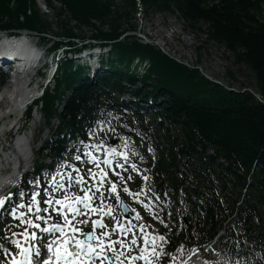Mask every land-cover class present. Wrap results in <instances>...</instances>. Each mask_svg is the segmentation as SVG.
<instances>
[{"label":"trees","instance_id":"trees-1","mask_svg":"<svg viewBox=\"0 0 264 264\" xmlns=\"http://www.w3.org/2000/svg\"><path fill=\"white\" fill-rule=\"evenodd\" d=\"M123 1L124 9L113 13L110 4L99 0H58L64 8L57 14L59 32L53 34L83 38L82 28H91L92 39L111 45L110 71L92 82L82 76L83 69L76 68L73 60L66 58L61 63L54 94L48 90L42 99L47 122L58 116L61 124L56 137L40 154L61 156L69 139H61L59 134H80L92 118L95 105L108 98L105 90L121 88L122 81L134 79L135 75L128 73L135 59L148 60L151 68L143 77L144 89L136 94L165 97L167 108L162 116L176 130V135L167 140L171 149L168 162L176 161V149L182 155L188 153L187 163L196 171L206 164L211 170L209 175L200 173L204 180L198 179L196 193L189 194L185 215L191 216L184 233L192 241L207 240L224 228L226 264H264V0H140L146 12L169 13L224 49L236 66L250 72L252 87L261 101L251 93L227 91L209 82L197 69H190L151 44L141 43L136 36L121 39L128 31H137L130 22L131 11L126 9L135 8L136 0ZM46 2L52 6L50 0ZM72 21L77 23L75 27H71ZM25 29L36 32L43 42L46 34L53 32L35 0H15L13 6L12 0H0V31ZM59 46L55 42L52 50ZM230 77L234 78L232 74ZM67 90L71 96L59 114L55 103ZM208 151L211 156L206 155ZM220 159L226 161V168L217 164ZM247 186L244 200L237 207L241 190ZM225 192L234 199L222 197Z\"/></svg>","mask_w":264,"mask_h":264},{"label":"snow or ice","instance_id":"snow-or-ice-1","mask_svg":"<svg viewBox=\"0 0 264 264\" xmlns=\"http://www.w3.org/2000/svg\"><path fill=\"white\" fill-rule=\"evenodd\" d=\"M92 135V134H90ZM103 145V140L101 139L100 142L95 145L94 147L96 149H99ZM113 153H115V149L111 150ZM87 157L88 159L85 160L84 158ZM124 159H127V155L124 154ZM75 160L81 162L82 164H88L91 163L95 166L96 171H93L92 168H87L84 171L81 170L79 167H74L73 172L75 175H73L72 172H69L65 175H61V180L64 181L63 183H53L52 191H56L61 188H67L73 184L79 185L80 190L84 193L83 197L75 195V193L72 194V198L75 200V202L81 207H75V206H68V211L73 214V216H82V217H88L90 212L95 213L97 212L98 206L91 203L92 200L97 198L100 204L104 203V200L106 199L104 192H111V193H117V182L115 180H112L108 178V172L105 170V167L108 166L111 168V171L113 172V175L117 178V180L123 181L124 178L121 176L119 172L116 171V168H124L123 164H117L115 167L112 166V160L111 159H103L101 160L100 157L97 155H94L90 150H85L82 154H77L75 156ZM103 165V166H102ZM63 167V165H62ZM132 170L138 171L135 164L131 165ZM84 172L87 173V178L85 177ZM53 181H55V177L52 178ZM127 179H132L131 176H129ZM148 177L145 176L144 180H147ZM33 183L34 188L39 187L38 184L35 182ZM105 183H108L109 187L107 189H104V191H101V188ZM95 189V191H93ZM123 191L125 193H128L130 195H133L134 197H139L141 195L140 192L132 193L130 192L128 187H124ZM89 193H92L90 196ZM21 196H23V192L20 193ZM13 193H9L7 197L0 198V208H4L5 204L11 201ZM39 195V192L33 191L31 195L32 202L37 206H39V201L36 200V197ZM45 195L46 198L44 200V203L46 205H61L63 206L65 204V200H67L69 197L65 196L64 199H55L51 196V193L48 192L47 189H45ZM116 199H120L119 194L117 193ZM143 203V202H141ZM145 207H148V205H144ZM19 207H24V205L15 204L13 202L12 204V211L9 213L13 218L20 219L22 223L29 224L31 227L35 229H40L44 233H52L53 231H58L60 233L64 232V226L61 223H55L49 228H41V225L39 223H33L32 221L28 220L25 221L23 219V213L20 217L16 216V209ZM29 208V212H32V204L27 205ZM127 206L125 205V208ZM55 211L60 214L66 223H70L67 218V214L60 211V209H54ZM43 211H48V208L43 209ZM133 211H135L133 209ZM109 214L110 213H105ZM40 220H45L46 217L38 216L37 217ZM137 218H139V213H137ZM114 219V218H113ZM163 222V221H161ZM78 223L87 225L88 219H82L79 220ZM131 224V222H129ZM19 226V225H17ZM99 226L101 228H106L107 225L102 223L101 220H95L93 221V230L84 232L83 235L85 239H75V247L78 249L77 253H73L68 250L67 246H61V247H55L54 249V243H48L46 246V252L47 253H53L54 251V258L48 257L46 259L41 260L40 257L42 255L41 252V245L33 244V241H39L41 237L37 236V233L35 231L30 232L28 227H25L23 232L16 233L12 232V236H22L25 240V244L22 245L19 241V239L12 240V244L20 249L18 253H13L8 250H4V255L8 257L11 264H135L137 260H143L144 264H160L159 257L166 255V252L164 251H158V246L156 245V237L153 236L151 240L152 247L149 249L147 245L149 244V240L147 236L145 237L144 244L145 248L138 254V255H126V253L123 251V249L127 248L129 252L133 250V246L137 244V241L133 239L131 241V244H126L124 240H113L111 239V233L108 231L101 232L99 236L95 233V228ZM136 227H139L141 231L144 229V225H131L130 227L122 226L119 223L116 224V227L113 229V231H117L118 235H124L125 232H133V235L135 234L134 229ZM10 230V229H9ZM71 231L73 233L80 232V229H77L75 227L71 228ZM108 237L109 239L105 240L104 238ZM97 240V244H93L92 241ZM160 241H165V237L163 235H159ZM116 244H119L120 247H115ZM17 256L21 257L20 259H17ZM7 264V262H6Z\"/></svg>","mask_w":264,"mask_h":264},{"label":"rangeland","instance_id":"rangeland-1","mask_svg":"<svg viewBox=\"0 0 264 264\" xmlns=\"http://www.w3.org/2000/svg\"><path fill=\"white\" fill-rule=\"evenodd\" d=\"M141 7L136 0L135 8L128 7L127 10L132 13L130 22L139 27L141 34L147 35L149 42L152 44L158 43L168 56L182 62L191 69L200 70L201 74L212 81H217L225 88L238 92L246 88L253 90V79L250 72L245 67L236 66L233 58L224 49L218 47L215 43L209 42L206 36L186 28L184 23L176 17L168 13L146 12ZM61 9V4L56 1L53 2V9H51L55 10L54 13L47 15L43 12L42 15L54 23L57 13ZM72 26H74V23ZM83 33L85 37H91L92 30L84 28ZM33 41L37 40L33 39ZM142 42L146 41L142 39ZM49 47L50 45H45V48ZM230 74L234 78H231ZM37 118L41 120L40 113H38ZM13 228L15 227L5 226V230L8 232Z\"/></svg>","mask_w":264,"mask_h":264},{"label":"bare ground","instance_id":"bare-ground-1","mask_svg":"<svg viewBox=\"0 0 264 264\" xmlns=\"http://www.w3.org/2000/svg\"><path fill=\"white\" fill-rule=\"evenodd\" d=\"M17 48H22V51L25 53H28V51L26 50V48H24V46H22L21 43H15L13 45H10ZM33 94H6L4 95L2 101H0V119L2 117H4L5 119L7 118V120H9V116L10 115H14L17 116L20 112L21 109L26 105V103L30 100L31 96ZM13 120V119H12ZM4 132H2V134H0V141L2 140L3 136H4ZM23 144L24 142H19L18 146H16L18 151H21L23 148Z\"/></svg>","mask_w":264,"mask_h":264},{"label":"water","instance_id":"water-1","mask_svg":"<svg viewBox=\"0 0 264 264\" xmlns=\"http://www.w3.org/2000/svg\"><path fill=\"white\" fill-rule=\"evenodd\" d=\"M249 91H251V90H249ZM252 92V91H251ZM252 93H254V92H252ZM254 96L256 97V98H259V96L257 95V94H255L254 93Z\"/></svg>","mask_w":264,"mask_h":264}]
</instances>
